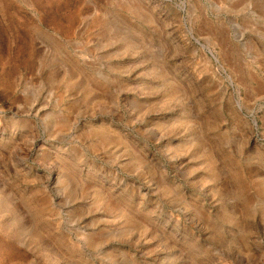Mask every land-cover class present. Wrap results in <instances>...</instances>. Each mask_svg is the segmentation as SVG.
Masks as SVG:
<instances>
[{"label":"rangeland","instance_id":"obj_1","mask_svg":"<svg viewBox=\"0 0 264 264\" xmlns=\"http://www.w3.org/2000/svg\"><path fill=\"white\" fill-rule=\"evenodd\" d=\"M0 264H264V0H0Z\"/></svg>","mask_w":264,"mask_h":264}]
</instances>
